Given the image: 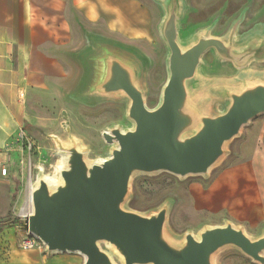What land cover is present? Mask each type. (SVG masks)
I'll return each instance as SVG.
<instances>
[{"label": "water", "instance_id": "obj_1", "mask_svg": "<svg viewBox=\"0 0 264 264\" xmlns=\"http://www.w3.org/2000/svg\"><path fill=\"white\" fill-rule=\"evenodd\" d=\"M161 4L166 14L160 33L169 50V77L159 104L148 107L136 59L103 48L95 59L89 94L126 97L127 116L134 126L103 133L105 141L116 147L100 163L88 164L77 145L61 148L65 155L58 172L61 182L52 187L41 177L32 189L29 231L44 243L47 253H77L84 264H115L101 244L113 249L123 264H213L215 254L228 247L264 264V235L252 239L242 228L227 223L204 230L200 239L187 233L183 244L175 245L167 235L168 202L148 215L127 207L135 175L207 176L225 155L226 145L264 114L262 80H247L239 89L216 90L215 95L228 103L221 113L209 112L191 87L208 51L243 69L253 61H264V37L236 47L231 37L200 35L183 47L178 31L181 0Z\"/></svg>", "mask_w": 264, "mask_h": 264}, {"label": "rangeland", "instance_id": "obj_2", "mask_svg": "<svg viewBox=\"0 0 264 264\" xmlns=\"http://www.w3.org/2000/svg\"><path fill=\"white\" fill-rule=\"evenodd\" d=\"M142 2L157 13L159 29L166 14L158 4L161 0ZM181 4L178 31L183 47L190 46L200 35L224 40L231 37L236 47L264 37V0H181ZM123 42L147 61L143 89L148 107L154 108L169 77L167 44L162 39L154 43ZM257 79L264 81V61H253L246 68L238 69L231 62L220 61L210 50L203 56L191 87L193 95L206 102L209 112L221 113L228 103L215 95L216 90L239 89L245 81ZM128 105L126 97H104L84 103L62 95L47 96L29 106V120L16 138L0 150V264H8L12 253L22 250L19 243L24 236V216L32 210V203L26 205L28 184L33 189L39 178L58 176L56 168L64 156L61 148L77 145L90 165L111 157L116 144L107 143L103 133L114 127L122 131L133 128L127 116ZM225 150L223 158L207 176L181 179L168 173L135 175L131 188L134 208L148 215L171 198L167 201L170 205L167 235L175 245L183 244L187 233L200 239L204 230L227 223L242 228L252 239L263 236L264 222L256 223L260 215L259 209H255L256 191L249 189L245 195L239 194L244 204L231 207L223 205L217 195L208 194L206 188L225 171L232 168L236 171L240 164L264 163V114L245 126ZM193 183L204 188L201 185L199 191L192 190ZM101 248L112 255L115 264H123L113 249L105 244ZM213 264L258 263L238 249L228 247L215 254Z\"/></svg>", "mask_w": 264, "mask_h": 264}, {"label": "crops", "instance_id": "obj_3", "mask_svg": "<svg viewBox=\"0 0 264 264\" xmlns=\"http://www.w3.org/2000/svg\"><path fill=\"white\" fill-rule=\"evenodd\" d=\"M156 19L155 10L142 0H0V150L16 138L29 120V106L39 99L101 100L89 90L103 48L132 55L144 79L145 57L123 41L163 40ZM201 185L193 183L190 189L199 191ZM249 189L256 191V223L264 222V163L227 170L206 192L233 207L244 204L238 196ZM84 262L77 253L16 249L8 264Z\"/></svg>", "mask_w": 264, "mask_h": 264}, {"label": "built area", "instance_id": "obj_4", "mask_svg": "<svg viewBox=\"0 0 264 264\" xmlns=\"http://www.w3.org/2000/svg\"><path fill=\"white\" fill-rule=\"evenodd\" d=\"M31 211L24 216L25 223H24V236L23 239L20 241V249L22 250H44L46 251V246L44 243L35 235H33L28 228V220L30 217Z\"/></svg>", "mask_w": 264, "mask_h": 264}, {"label": "bare ground", "instance_id": "obj_5", "mask_svg": "<svg viewBox=\"0 0 264 264\" xmlns=\"http://www.w3.org/2000/svg\"><path fill=\"white\" fill-rule=\"evenodd\" d=\"M64 165H65V155L63 156L61 162L59 163L58 167L56 168V172L58 173L59 170H61L64 167ZM39 170L43 171L42 167H40ZM44 178L47 180L49 185L52 186V187H54L56 184L61 182L59 174H58V176H56V178H51V177H48L47 175L44 176ZM31 195H32V185L28 184V194H27V198H26V205L31 204ZM29 212L30 211H28L27 214Z\"/></svg>", "mask_w": 264, "mask_h": 264}, {"label": "trees", "instance_id": "obj_6", "mask_svg": "<svg viewBox=\"0 0 264 264\" xmlns=\"http://www.w3.org/2000/svg\"><path fill=\"white\" fill-rule=\"evenodd\" d=\"M167 174V173H166ZM168 200H172L171 198H167L160 206H162L164 203H166ZM127 207L131 210H134V211H138L140 212L139 210L135 209L134 206H133V196L131 195L128 202H127Z\"/></svg>", "mask_w": 264, "mask_h": 264}]
</instances>
